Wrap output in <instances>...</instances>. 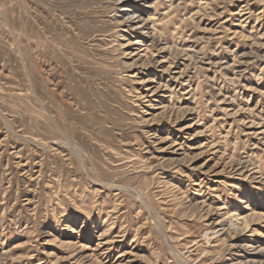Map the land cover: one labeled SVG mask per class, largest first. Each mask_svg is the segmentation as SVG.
Segmentation results:
<instances>
[{
    "label": "rangeland",
    "instance_id": "rangeland-1",
    "mask_svg": "<svg viewBox=\"0 0 264 264\" xmlns=\"http://www.w3.org/2000/svg\"><path fill=\"white\" fill-rule=\"evenodd\" d=\"M0 264H264V0H0Z\"/></svg>",
    "mask_w": 264,
    "mask_h": 264
},
{
    "label": "bare ground",
    "instance_id": "bare-ground-1",
    "mask_svg": "<svg viewBox=\"0 0 264 264\" xmlns=\"http://www.w3.org/2000/svg\"><path fill=\"white\" fill-rule=\"evenodd\" d=\"M122 0H118V2H121ZM130 5H128L127 3H123L120 8L122 11H125L126 13L123 14V17L125 16V19H124V22L128 23L130 29L132 30H138V31H141V30H144L146 27L143 25H141V17L138 15V13H127L128 9H129ZM123 20V19H122ZM123 24V22H122ZM146 30V29H145ZM145 33V32H144ZM148 39H153L150 35L148 36ZM154 40V39H153ZM161 42V41H160ZM136 43H133V44H129L128 47L130 46H134L136 45ZM153 48V47H152ZM167 49V48H166ZM134 50L132 49V52L130 54H133ZM136 55V54H135ZM133 55V56H135ZM162 67V66H161ZM151 83L150 80H147L144 84H147L145 87L146 88V93L147 94H151L149 98H153V97H157V95L161 92L159 89H154V88H151V86H149ZM146 94V95H147ZM148 98V97H147ZM163 140V139H162ZM161 140V141H162ZM164 141V140H163ZM165 142V141H164ZM160 143V142H159ZM168 143V142H167ZM169 146V145H168ZM183 146V145H182ZM160 149L161 151L160 152H163V153H168V154H172V155H175V156H181L182 155V149L178 146V144H172L170 145L169 147H164V143H160ZM178 159V158H177ZM205 170V169H204ZM205 172V171H203ZM209 172V171H208ZM203 174V173H202ZM246 220V219H244ZM247 221V220H246ZM245 221V222H246ZM244 223V222H243ZM245 225V224H244Z\"/></svg>",
    "mask_w": 264,
    "mask_h": 264
}]
</instances>
